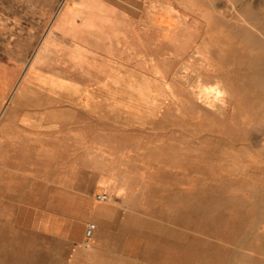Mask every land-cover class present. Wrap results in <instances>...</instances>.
I'll list each match as a JSON object with an SVG mask.
<instances>
[{
  "label": "rangeland",
  "instance_id": "1",
  "mask_svg": "<svg viewBox=\"0 0 264 264\" xmlns=\"http://www.w3.org/2000/svg\"><path fill=\"white\" fill-rule=\"evenodd\" d=\"M19 1L0 264H264V0Z\"/></svg>",
  "mask_w": 264,
  "mask_h": 264
},
{
  "label": "crops",
  "instance_id": "2",
  "mask_svg": "<svg viewBox=\"0 0 264 264\" xmlns=\"http://www.w3.org/2000/svg\"><path fill=\"white\" fill-rule=\"evenodd\" d=\"M38 1L34 0L31 4H41ZM21 5L22 2L19 0H0V114L3 113V127L7 129L11 120L24 119L25 117V94L27 90L26 33L16 28L24 20L22 18L24 14H21L20 9H16L17 12L11 10L12 6L21 7ZM11 21L17 24L14 30L10 29V25H6ZM34 38H36V33ZM12 39H18V42L11 43ZM15 91L17 93H15L16 99L14 101L19 104L18 116L12 114V111L6 110V105Z\"/></svg>",
  "mask_w": 264,
  "mask_h": 264
},
{
  "label": "built area",
  "instance_id": "3",
  "mask_svg": "<svg viewBox=\"0 0 264 264\" xmlns=\"http://www.w3.org/2000/svg\"><path fill=\"white\" fill-rule=\"evenodd\" d=\"M107 199H108L107 196L104 194L97 196L98 202H105L107 201ZM95 229H96L95 225L93 224L88 225L86 228V238L88 239L91 238Z\"/></svg>",
  "mask_w": 264,
  "mask_h": 264
},
{
  "label": "bare ground",
  "instance_id": "4",
  "mask_svg": "<svg viewBox=\"0 0 264 264\" xmlns=\"http://www.w3.org/2000/svg\"><path fill=\"white\" fill-rule=\"evenodd\" d=\"M40 51V50H39ZM216 86V85H215ZM208 90V89H207ZM207 90L205 89L204 91H206L207 92ZM212 91L213 92H215L218 96H221V94H223L222 93V91L219 89V88H212ZM211 91V92H212ZM205 92V93H206ZM13 93V92H12ZM16 93V91L14 92V94ZM204 93V92H203ZM209 93V92H208ZM214 94V93H213ZM13 97H14V95H13ZM217 109V108H216ZM169 235V234H168ZM169 253V252H168ZM169 255V254H168ZM165 262H166V260H165Z\"/></svg>",
  "mask_w": 264,
  "mask_h": 264
}]
</instances>
